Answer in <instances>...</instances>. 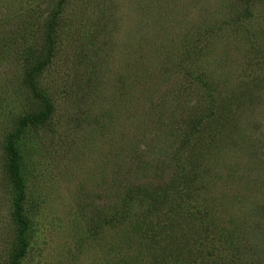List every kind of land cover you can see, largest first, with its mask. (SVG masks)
Returning <instances> with one entry per match:
<instances>
[{"label":"rangeland","instance_id":"374dc122","mask_svg":"<svg viewBox=\"0 0 264 264\" xmlns=\"http://www.w3.org/2000/svg\"><path fill=\"white\" fill-rule=\"evenodd\" d=\"M0 264H264V0H0Z\"/></svg>","mask_w":264,"mask_h":264},{"label":"trees","instance_id":"16d2710c","mask_svg":"<svg viewBox=\"0 0 264 264\" xmlns=\"http://www.w3.org/2000/svg\"><path fill=\"white\" fill-rule=\"evenodd\" d=\"M42 117H39V118H42ZM6 151H7V154H10V155L12 154L10 148H6ZM15 205L19 206L17 201H15ZM18 217H19L18 219L24 220V217L23 216H18Z\"/></svg>","mask_w":264,"mask_h":264}]
</instances>
